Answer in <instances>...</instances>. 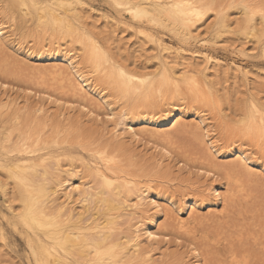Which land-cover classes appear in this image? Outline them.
<instances>
[{"label":"bare ground","instance_id":"bare-ground-1","mask_svg":"<svg viewBox=\"0 0 264 264\" xmlns=\"http://www.w3.org/2000/svg\"><path fill=\"white\" fill-rule=\"evenodd\" d=\"M108 1L117 17L102 13L104 28H98L84 0H0L2 51L20 57L21 70L32 65L35 78L54 82L21 85L24 90L16 81L0 86V192L28 264H264V209L248 213L260 202L252 181L264 188V103L252 93L249 104L242 100L237 132L209 79L221 60L209 51L199 55L202 63L179 66L186 43L204 45L223 29L232 32L228 9L234 3L243 15L239 34L254 37L264 56V0ZM212 14L217 32L205 37L200 27ZM19 16L40 33L33 46L19 39L25 35L14 38ZM117 29L137 36L138 49H130L144 67L133 68L131 53L110 45ZM166 32L178 46L163 38ZM147 44L154 69L147 65ZM30 98H36L32 119L23 112L31 107L22 104ZM189 100L211 104L216 114L189 108ZM90 122L111 125L110 138L119 144L98 145V136L84 131ZM189 137L201 147L196 157L186 154L191 144H180ZM137 146L157 156L138 158ZM5 234L0 225V257Z\"/></svg>","mask_w":264,"mask_h":264},{"label":"rangeland","instance_id":"rangeland-1","mask_svg":"<svg viewBox=\"0 0 264 264\" xmlns=\"http://www.w3.org/2000/svg\"><path fill=\"white\" fill-rule=\"evenodd\" d=\"M84 2H86L90 6V7H88L89 9H87V10L92 11V14L94 15V17H91V20L97 19V23L99 24L98 28L99 27L104 28V26H103L104 25V19L102 17V13H108L109 16L113 15V16L117 17L116 13L113 12V9L110 6V2L108 0H84ZM238 5L239 4H237V3L231 4V7L228 9L229 21L232 23V27H233L232 32H226V31H224L225 29H223V30H221L222 33L220 32V34H219L221 37L216 38L213 41L207 42L204 45L201 44L200 42L197 43L195 41H193L190 44L186 43L185 45H183L184 50H181L182 54H183L182 61H184V65H179V66H185L186 64L195 65L196 63L200 64V62L202 63L203 61L201 60L199 55L204 53V52H209V51H210L209 53L213 54L215 57H217L221 60L220 65H217V66H214V68H211V72L213 71L215 73V75H212V73H211L209 79L216 81L215 82L216 87L219 89L218 90L219 96H217V98L220 100L221 106L224 107L223 113H228L229 117L232 116L235 118L233 121H235V123L238 127V128L236 127V130H237V132L240 131V133H242V129L240 127L241 125L237 122L241 118L240 114L244 110V107H245V104H243L242 100L246 101V99H248V94L252 93V94H258V96H260V100L264 103V56H262L259 53V48H258L259 42L254 37H251V36L245 37V36H242L241 34H239L238 31L240 30L241 19L243 18V15H241V11L238 8L239 7ZM91 9H93V10H91ZM123 16H125V15H122V17ZM214 16H215V14H212V16L206 18L207 20H204V22L201 24L200 28H201V31L205 34V37H209V36L211 37L213 34H215L217 32L216 31L217 25H215L216 18ZM30 21L22 20L21 16H19V21H18L19 23L17 24V27H16L17 29H15V31H13L15 33L16 37H14V36L13 37L18 38V37H20V35L21 36L25 35L24 36L25 39H23V38H19V39L21 41H24L26 45L28 43L29 45L33 46V41L40 35V33H39V31L34 29V27H35L33 25L34 23L32 21L31 22ZM258 21H259V22H257L258 26L263 25L261 20H258ZM115 25L117 26L118 24L115 23ZM29 26H31V27H29ZM213 26H214V28H213ZM111 35L112 34L110 33V40H109L110 45L112 47H115V50H117V52L123 51V53H127V51H129V53H131L132 57H131V60L129 62H132V63L129 65L133 66V68H134V66L135 67H139V66L144 67L140 63V62L145 63V61L143 60V57H142L143 61H140L141 58H138V54L136 52L133 53L134 47L136 49H138L137 43L135 40V36H136L135 34H132L130 31L126 32V31H122L121 29H119V30L117 29L116 35H114V36H111ZM133 35H135V36L133 37ZM163 38L167 42L172 43L175 46L179 45V40L173 34L166 32V35ZM150 46L151 45L147 44L146 47L150 48ZM130 47H133V50L130 49ZM0 49H1L0 50V61L2 64H4L6 66L4 68V65L0 64V77L2 78V79H0V86L2 85V83L8 82V81H9L8 83H10V84L11 83L14 84L13 81H16L15 82L16 85L18 84L19 87L22 85L24 88L29 87V86L32 88H33V86L36 88H40L39 86H43L44 83H46L47 81L49 83H54V82L47 80V79L43 83L42 78H35L36 75H38L37 74L38 70L36 68H34V66L32 67V65H30V67H28V69H26V70L22 69L23 70L22 71L20 68V65H21L20 62L19 61H18V63L16 62L17 59L20 57H17V56L15 57L12 54L6 52L5 50L2 51L1 47H0ZM1 52H3V55ZM152 52H153V50L150 48L147 52V56L151 55V57H152V55H153ZM197 53H199V54H197ZM6 55H8L9 57ZM180 57H182V56H180ZM7 58L9 59V62H10V59H12V62L14 64H11L12 62L9 63L8 60H6ZM175 58H177V57L175 56ZM4 60H5V62H2ZM135 61H136V63H134ZM155 62H156V58L152 57V60H148L147 65L149 64L150 68L154 69ZM5 63H7V64H5ZM15 64L19 68L13 67V68H10V70H9L8 66H14ZM47 65L48 64H45V65L43 64L42 68H46ZM1 66H3V67H1ZM11 69L13 72L11 71ZM13 69H15V71ZM17 69H18V71H17ZM22 72L24 74L26 72V77L20 76L21 74L23 75ZM245 74L249 75L248 79L245 78V76H244ZM15 76L18 77L19 79L16 78L13 80V78ZM22 77H24V79H26V80H24ZM30 77H32V78H30ZM34 78H35V80H33V81H35V82L28 81L29 79L32 80ZM20 80L22 81V83H20L21 82ZM23 82H24V84H23ZM41 82H42V84L39 85V83H41ZM27 84H29V86H27ZM46 84H48V83H46ZM23 87L21 89L24 90ZM0 90H1L0 93L2 94L3 90L1 88H0ZM21 94L22 95L24 94L26 96L25 91L24 92L21 91ZM186 94L189 95L188 92ZM21 97H24V96H21ZM35 101H36V98H30L27 102H25V101L23 102V100H22V104H25V105H28L29 107H31L30 109L29 108L24 109L23 112L26 113V114H24V117L28 116L29 118L32 119V116H34L33 106L36 104ZM189 104H190L189 108L192 107V108H195L196 110H204L209 117L216 114V112H214V110L212 109L211 104H209L210 106H205L204 103L201 101H192V100H189ZM213 104L215 106H217L216 105L217 103L215 100H214ZM247 104H249V103L247 102ZM189 108H188L189 112L190 111H196L195 109L191 110ZM4 111H5L4 114L7 115V117L4 119V121H5L6 119H8V116H9L8 114L10 113V111L7 109ZM21 115H22V113H21ZM10 117H11V115H10ZM38 117H39V115H38ZM36 119H38V118H35V120ZM61 124L63 125V123H61ZM81 124L85 125L86 122H82ZM88 124L89 125L86 126L87 130L85 129L84 131L86 134H88L89 132H90L89 134H91V132H92V137H94L95 139L98 136L96 139L97 141L99 140L98 145L100 142H102V143H100V145H103V146L107 145L108 147L110 146V148H112V147H114V144L115 145L119 144V143H116L117 141L115 143H113L114 140H112L113 139L112 136H111L112 139L110 138V134L108 133V131L110 130V127H112L111 125H109L110 127H108V125L106 123L104 124V123H91L90 122ZM7 125H9V124H7ZM90 125H92V127ZM141 126H139V128L144 127L143 125H141ZM50 127L51 126H49L48 128L46 127V128L50 129ZM148 127H149V129L148 128H146V129H148L150 132H152L151 130H153V129L150 126H148ZM88 129H92V130H88ZM103 131H105L106 133H104ZM101 132L104 133L102 136H100V134H102ZM99 136L102 138H100ZM108 137H109V140H108ZM231 140H234V139H230L228 141H231ZM242 140L244 141L246 139L242 138V135H240L239 141L241 142ZM183 141H184V143H180L181 146L191 144L190 145L191 148H190V150L187 151L186 154L189 156L196 157L197 156L196 153L201 149V147L200 148L196 147L195 137L185 138ZM77 148L81 149L80 147H77ZM120 149H118L116 154H118V156L121 154L122 157L120 156V157H118V159L121 160V163H120L121 169L123 168V170H124L123 165L125 164V162H127V160H126L127 156H125L124 151L121 152L123 149H121V150ZM136 150L138 151L136 154V156L138 158L144 157L145 153L147 155H151V157L155 156V155L157 156V153L155 151L152 152V150L151 151L143 150V148L141 146L140 147L137 146ZM179 153H180V151H178V154ZM72 154L78 156V151L75 150L72 152ZM140 154H141V156H139ZM207 157H208V161H211L209 156H207ZM262 182L263 181H259V182L252 181L251 187L259 196L260 202L258 204L256 203L255 208L249 209V212H248L249 214L252 211H254V212L259 211L260 208L264 209L262 206V205H264V197H263L264 196V188L262 187ZM201 209L203 211L206 210V208H201ZM204 214H205V212H204ZM10 218H13L12 214L10 212V208L7 206V203L5 201V197H4L3 193L0 192V225H2L3 230L6 231V234H5L6 243L4 245L5 248H4V246H2L4 248V249L2 248L3 250L1 249L2 250L1 254H3V256H1L0 259L1 258H5V259L8 258L7 262H10V264L14 263V261L16 263L21 262L22 264H28V260L26 258V252H25L26 251L25 250L26 244L24 242V239L20 235V231L17 229H14V226L12 225L11 220H9ZM165 219L166 218L163 217L162 221L163 220L165 221ZM169 227L170 226H168V227L164 226L163 228L165 230H167V232L169 231L170 233H172V236L181 235L183 238H188L186 235L179 234L173 230H170ZM205 230H206V228H205ZM201 232H202L201 226H198L196 236L199 237ZM187 240L188 239H185V241H187ZM173 246H175L174 248L177 247L176 245H173ZM9 255H11V256H9ZM0 262H2V260H0Z\"/></svg>","mask_w":264,"mask_h":264},{"label":"snow or ice","instance_id":"snow-or-ice-1","mask_svg":"<svg viewBox=\"0 0 264 264\" xmlns=\"http://www.w3.org/2000/svg\"><path fill=\"white\" fill-rule=\"evenodd\" d=\"M2 87H4L5 89H7L8 87H9V85L8 84H4V85H2ZM31 94V93H30ZM58 103H62V101H57ZM69 107H72V105H69ZM108 119L109 120H112L113 119V117H111V116H109L108 117ZM157 151H161V149H157ZM202 175H204V174H206V175H209V176H211L212 175V173L211 172H208V173H201ZM152 239H154V240H161V239H163V240H170L171 238L170 237H168V236H164V237H160V236H153V237H151ZM177 243H182L181 241H176Z\"/></svg>","mask_w":264,"mask_h":264}]
</instances>
